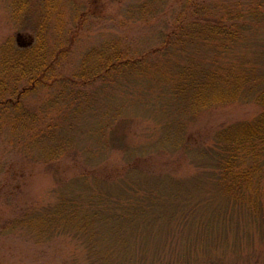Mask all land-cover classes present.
Instances as JSON below:
<instances>
[{"label":"trees","instance_id":"obj_1","mask_svg":"<svg viewBox=\"0 0 264 264\" xmlns=\"http://www.w3.org/2000/svg\"><path fill=\"white\" fill-rule=\"evenodd\" d=\"M6 1L15 31L32 35L26 44L8 37L0 45V136L7 139L9 149L30 160L38 153L40 163L75 157L67 143L56 141L58 122L67 119L68 108L80 113L84 98L89 102L95 89L123 88L130 91L125 92L128 102H123L128 109L142 98L148 113L167 115L156 121L161 131L156 143L172 155H187L203 170L208 181L199 173L194 183H208V194L216 192L228 201L258 197L264 187V51L252 48L263 47L264 0H182L175 22L161 29L154 45L134 50L110 34L100 46L85 51L69 74L61 68L72 42L67 23L70 0ZM132 1L136 4L126 20L135 23L154 20L165 9V0ZM41 91L57 106V116L48 120L28 106L30 97ZM240 101L257 106L259 114L251 121L221 127L206 146L189 145L188 123L202 112ZM44 141L48 143L42 145ZM127 151L134 159L145 156L139 147ZM85 162L83 166L90 165ZM133 165L127 173L137 171L141 188H128L132 194L121 206L125 213L80 207L74 196L53 208L56 216L61 215L57 222L68 220L78 233L88 232L96 221L106 227L111 223V228L122 222L138 225L149 215L179 211L185 215L196 209L194 205L209 204L199 197L193 199L199 204L186 202L177 186L181 180L167 175L163 181L164 175L154 178ZM134 184L138 185L137 178ZM23 217L7 225L21 227Z\"/></svg>","mask_w":264,"mask_h":264},{"label":"rangeland","instance_id":"obj_2","mask_svg":"<svg viewBox=\"0 0 264 264\" xmlns=\"http://www.w3.org/2000/svg\"><path fill=\"white\" fill-rule=\"evenodd\" d=\"M164 2V12L156 19L135 23L126 20L136 4L132 0L89 4L70 0L67 23L72 42L61 71L74 72L82 54L100 46L110 34L134 50L154 45L161 29L175 22L182 0ZM8 12L7 1L0 0V45L8 37L26 44L32 35L17 33ZM262 44L253 51H264V40ZM125 92L130 93L115 87L95 89L89 102L84 98L80 113L68 108L67 119L58 122L54 134L57 142L76 151L75 157L40 163L38 153L30 160L9 149L7 139L0 136V264H264V187L253 198L258 201L233 202L216 192L208 194V183H194L199 173L204 177L201 168L191 164L187 155H172L156 143L161 134L156 121L167 115L148 113L142 98L128 104V109L123 105L129 100ZM30 98L33 112L47 120L57 116V106L47 102L45 91ZM259 112L254 104L241 101L214 107L187 124L185 137L191 147L206 146L221 127L251 121ZM116 145L120 148L115 149ZM138 147L145 156H129L127 149ZM133 163L154 178L164 175L160 180H165L168 175L181 180L177 186L186 202L199 204L193 202L199 197L209 204L194 205L196 209H188L192 213L185 215L180 211L149 215L138 225L122 222L111 228L109 223L111 229L101 221L79 233L68 220L59 225L61 215L56 216L53 208L74 196L80 207L125 213L121 206L132 194L128 188H141L137 171L127 173ZM21 217V227L7 225Z\"/></svg>","mask_w":264,"mask_h":264}]
</instances>
